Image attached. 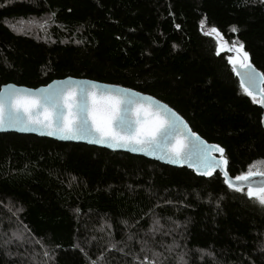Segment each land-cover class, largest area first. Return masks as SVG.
I'll return each mask as SVG.
<instances>
[{
  "label": "trees",
  "instance_id": "1",
  "mask_svg": "<svg viewBox=\"0 0 264 264\" xmlns=\"http://www.w3.org/2000/svg\"><path fill=\"white\" fill-rule=\"evenodd\" d=\"M202 20L264 73L262 0H0V88H131L223 147L230 176L264 171L261 109ZM246 191L219 173L0 134V264H264V207ZM15 222L30 240L13 243Z\"/></svg>",
  "mask_w": 264,
  "mask_h": 264
},
{
  "label": "snow or ice",
  "instance_id": "2",
  "mask_svg": "<svg viewBox=\"0 0 264 264\" xmlns=\"http://www.w3.org/2000/svg\"><path fill=\"white\" fill-rule=\"evenodd\" d=\"M201 30L204 35L217 38V55L222 51L233 53L227 62L240 77L241 89L253 103L264 106V73L251 64L243 44L221 43L220 32L214 26L205 30L203 20ZM74 83L77 82H60L35 92L14 87L0 89V130L41 131L61 139H87L111 148H127L157 155L172 164H187L206 177L219 170L228 189H247L248 198L264 207V171H254L250 165L247 171L230 176L225 149L201 139L168 105L118 86L79 82L73 90ZM213 153H219V157ZM179 260L186 264L183 256Z\"/></svg>",
  "mask_w": 264,
  "mask_h": 264
},
{
  "label": "water",
  "instance_id": "3",
  "mask_svg": "<svg viewBox=\"0 0 264 264\" xmlns=\"http://www.w3.org/2000/svg\"><path fill=\"white\" fill-rule=\"evenodd\" d=\"M224 53H227L229 55H233V53L230 52V51H222L219 55L224 54ZM249 59H250V56H249ZM250 62H251V59H250ZM251 64H252V62H251ZM230 67L232 69V66L231 65H230ZM254 68L256 69L255 66H254ZM257 71L260 72L259 70H257ZM233 74L237 78V80H238V82L240 84V77L237 76L234 72H233ZM69 80H71L73 82H77V83H74L72 85L73 90H76L79 87V82L94 83V84L100 85L102 87L118 86V87L123 88V89L131 90L132 92L140 93L143 96L152 97L153 99H155V100H157V101L165 104L164 102L160 101L159 99H157V98H155L153 96H150V95H147V94H143V93L138 92V91H136L134 89H131V88H126V87H123V86H120V85H114V84H106V83H102V82H98V81H94V80L73 78V77H67V78H64V79H61V80H55V81H52V82H50L49 84H47L45 86H41V87H38V88H35V89H33V88H26V87H22V86H17V85H14V84H6V85H3L0 89H6L8 87H14V88H20V89H28V90H31L32 92H35V91H37L39 89H46V88H48L49 85H53L54 87L55 86H58V85H60V82H67ZM257 99L258 100L260 99V96L259 95H257ZM258 106H259V108L261 109V112H262V114H261V126H262V128L264 130V106H262L259 103H258ZM168 107L171 108L170 106H168ZM171 109L173 110V108H171ZM173 111L178 116H180L175 110H173ZM181 119H183L184 122L188 125V123L186 122V120L184 118L181 117ZM188 127L190 128L189 125H188ZM0 134H17V135H21V136H35L37 138L52 140V141H55V142H58V143H65V144H68L69 143V144L85 145V146H88V147H93V148H97V149L107 150V151L113 152V153H125V154H129V155L136 156V157H142V158H145L147 160L154 161V162H158L160 164H163V165H166V166H170V167H173V168H185L187 170L192 171L198 177L209 178V177H206V176H203V175L198 174L196 171H194L193 168L188 167L187 164H182V165L181 164H172V163L167 162V160H165V159H158L157 158V155H147V154H145L143 152H132V151L128 150L127 148H111V147H108L106 144L101 145V144L89 143L87 139H80V140L61 139L59 136H48L46 134H42L41 131H21V130H17L16 128H5L3 130H0ZM201 139H203V138H201ZM209 144H213V143H209ZM215 145H217V144H215ZM213 154L216 155L217 157H219V153H213ZM216 173H219L220 174L219 170H217L216 172H214L212 176H214ZM220 175L222 176V174H220ZM255 179L258 180L260 178L259 177H256ZM245 190H247V189H245Z\"/></svg>",
  "mask_w": 264,
  "mask_h": 264
},
{
  "label": "rangeland",
  "instance_id": "4",
  "mask_svg": "<svg viewBox=\"0 0 264 264\" xmlns=\"http://www.w3.org/2000/svg\"><path fill=\"white\" fill-rule=\"evenodd\" d=\"M19 23L20 22L16 21L15 22V25H19ZM26 23L27 22L22 23V25H26ZM28 23H31V21L28 22ZM45 23L47 25V23H49V19L48 20L46 19V21H44V22L38 23V25H42V24H45ZM31 25L34 26V23H31ZM25 240H30L29 237L26 235L25 229L20 224H18L17 222H15L14 225H13V243L21 244ZM33 244L36 245L34 242H33Z\"/></svg>",
  "mask_w": 264,
  "mask_h": 264
}]
</instances>
